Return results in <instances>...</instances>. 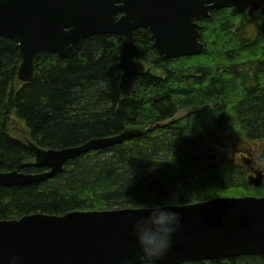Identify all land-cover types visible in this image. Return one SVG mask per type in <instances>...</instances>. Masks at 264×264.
I'll use <instances>...</instances> for the list:
<instances>
[{"label":"trees","instance_id":"trees-1","mask_svg":"<svg viewBox=\"0 0 264 264\" xmlns=\"http://www.w3.org/2000/svg\"><path fill=\"white\" fill-rule=\"evenodd\" d=\"M200 24L206 51L180 59H166L148 30L136 31L147 72L131 97L119 91L116 35L87 38L72 59L41 54L29 83L18 79V43L0 38V173L45 171L29 142L63 149L127 127L148 129L79 156L43 183L2 188L0 219L263 196L264 184H248L250 158L236 160L233 153H253L263 143L264 157V15L238 6L213 11ZM183 264H264V257Z\"/></svg>","mask_w":264,"mask_h":264},{"label":"water","instance_id":"water-1","mask_svg":"<svg viewBox=\"0 0 264 264\" xmlns=\"http://www.w3.org/2000/svg\"><path fill=\"white\" fill-rule=\"evenodd\" d=\"M243 6L264 15V0H0V38L18 43L21 82H32L43 53L72 59L94 35H116L122 49L119 91L131 97L147 67L136 43L139 29L148 30L155 49L166 59L201 55L200 22L213 11ZM148 132L127 127L121 134L95 138L76 147L46 149L29 142L35 163L45 171L0 173L4 187L43 183L61 174L68 162L107 149ZM264 175L249 177L260 188ZM182 217L169 253L158 264H183L240 256L264 257V196L230 197L171 205ZM147 207L74 211L65 215L35 213L0 219V264H140L133 225Z\"/></svg>","mask_w":264,"mask_h":264},{"label":"clouds","instance_id":"clouds-1","mask_svg":"<svg viewBox=\"0 0 264 264\" xmlns=\"http://www.w3.org/2000/svg\"><path fill=\"white\" fill-rule=\"evenodd\" d=\"M169 203L148 206L147 215L136 221L132 228L139 249L140 264H158L172 249L173 237L181 228L182 217ZM19 257H12L9 264H18Z\"/></svg>","mask_w":264,"mask_h":264},{"label":"flooded vegetation","instance_id":"flooded-vegetation-1","mask_svg":"<svg viewBox=\"0 0 264 264\" xmlns=\"http://www.w3.org/2000/svg\"><path fill=\"white\" fill-rule=\"evenodd\" d=\"M247 151L248 150H246L245 148H241V149L237 148L233 153L234 159L236 160L241 159L242 161H247V163H249V160H250L251 161L250 166L252 168V173L250 175L255 174L256 172H259V171L264 172V157L261 155L259 150L255 149V151H253V153L255 154L249 153V151L248 152Z\"/></svg>","mask_w":264,"mask_h":264},{"label":"rangeland","instance_id":"rangeland-1","mask_svg":"<svg viewBox=\"0 0 264 264\" xmlns=\"http://www.w3.org/2000/svg\"><path fill=\"white\" fill-rule=\"evenodd\" d=\"M11 127H12V130H14V133L17 134L18 136H22V132L19 128V125L17 122H15L14 120H11ZM259 146L262 148L263 147V143H259Z\"/></svg>","mask_w":264,"mask_h":264}]
</instances>
